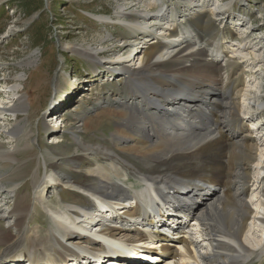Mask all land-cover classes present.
I'll return each mask as SVG.
<instances>
[{"label": "bare ground", "instance_id": "6f19581e", "mask_svg": "<svg viewBox=\"0 0 264 264\" xmlns=\"http://www.w3.org/2000/svg\"><path fill=\"white\" fill-rule=\"evenodd\" d=\"M178 1L188 8L181 21L168 0L143 3L146 10L136 14L122 8L110 20L127 23L130 33L118 39L110 63L103 62V49L70 48L117 74L129 100L114 95L110 108H98L117 125L95 143L83 138L97 124L94 118L77 115L80 125L70 129L77 149L49 146L31 177L32 204L24 206L26 197L17 194L14 206L0 208V223L8 224L0 226V264H252L263 257L264 126L257 114L264 112V90L251 78L242 88L246 80L240 83L237 74L261 66L259 59L264 65V52L226 46L221 34L232 29L220 17L222 3L208 10V0ZM199 28L214 36L205 54ZM135 42L145 49L127 50ZM17 89H11L10 105L0 102V120L8 113L17 120L13 131L3 132L9 143L30 136L18 119L27 103ZM45 127L54 139L62 133L58 126ZM249 127L261 134L252 135ZM19 152V146L0 142V185L11 184L8 194H16L27 177ZM128 174L139 189L126 187ZM50 191L67 206H51ZM172 211L171 225L166 217ZM41 212L49 224L43 241L32 226ZM149 242L155 250L145 257L118 251ZM113 256L117 260L108 258Z\"/></svg>", "mask_w": 264, "mask_h": 264}, {"label": "rangeland", "instance_id": "374dc122", "mask_svg": "<svg viewBox=\"0 0 264 264\" xmlns=\"http://www.w3.org/2000/svg\"><path fill=\"white\" fill-rule=\"evenodd\" d=\"M152 1L0 0V102L4 103L5 106L10 105L13 100L11 89L18 86L17 96L25 97L27 103L26 112L19 113L18 119L30 135L27 139L25 136H20V138L25 137L24 142L22 140L9 143L12 138L3 132L13 131L17 120L12 113L1 117L0 142L8 147L19 146L18 157L27 164V177L19 183L16 194L7 193L10 191L8 186L11 187V184L0 185L3 187L0 192V208L2 210L15 205L17 194L21 198L26 197L24 206L32 204L34 190L31 177L39 168L41 156L46 155L49 146H56V143H59L58 145L71 144L77 149V144L71 137L70 129L80 125L76 120L78 116L94 118L97 123L94 124L93 128L88 129L87 133H84L83 138L86 142L95 143L98 137H103L104 133L110 136L114 132L117 125L116 120L107 114L98 112V108H110L115 96L118 99L126 98L129 100L128 95L120 91L122 87L121 78L117 77V74L110 73L108 69L106 70L104 65L92 64L87 58L78 52H72L71 49H103V56L107 57V59H103V62L109 60L106 63H110L114 59L113 54L117 53L115 49L121 44L119 40L130 33L127 23H119L110 19H115L122 8H129L126 12L132 11L133 13L144 11L146 8L143 3ZM168 1L171 5L176 6L178 20L181 21L188 8L182 1ZM208 1V10L216 7L218 3L225 6L224 9L222 6L219 8L223 11V15L220 17L226 21L240 22L242 17L260 18L258 20L261 24V31L233 35L230 34L232 33L230 30L225 29L220 34L225 38L224 40L228 41L226 46L229 48L231 45L241 44L249 52L252 50L257 53L264 52V0ZM227 4L232 8H227L229 7ZM100 18L108 19V22L104 23L99 20ZM200 30L199 28L198 39L200 44H203L202 52L205 54L207 49L211 48L209 46L212 42L210 36L213 34L210 32L206 34ZM229 31L230 33H228ZM108 35H112V37L109 38ZM139 46L140 44L135 42L127 50L141 51L145 49L141 47L143 45ZM225 55L229 56L230 54ZM236 60L244 67L241 64L244 59L237 58ZM259 60L261 66L254 64L251 68L246 69V73H243L242 70L238 72L237 75L241 77L239 82L243 83V80H246V84L242 85V88L248 87L247 79L251 78L248 81L253 83L252 86L259 84L264 90L263 59ZM122 61L126 62L127 59ZM137 63L135 61L136 65H138ZM18 77L20 81H17ZM88 94H91V97L86 99ZM256 96L259 94L256 93ZM98 98L102 101L99 102ZM238 100L242 101L240 97ZM60 113L63 115L62 120ZM257 117L259 123L264 126V112H259ZM45 125L50 126L51 129L58 126L63 131L61 130L60 136L54 139L55 134L52 135ZM249 128L252 135L261 134L258 131L255 132L252 127ZM27 144H30V147ZM41 168L44 173L43 167ZM131 175L128 174L127 179L125 178L126 187L139 189L140 182ZM50 192L48 200H50L51 206H60L59 208L67 206L66 203L64 204V200L58 197L56 191ZM252 203L259 205L257 198ZM47 222V217L42 212L34 216L32 221V226L39 228L40 235L38 237L42 238V241L45 240L43 238L47 237L44 233L49 227ZM0 226L7 228L8 224L4 222L0 223ZM12 231L17 233L18 229L15 228ZM80 245L82 248L88 247L85 243H80ZM173 248L176 249L175 246ZM252 264H264V254L262 258L256 259Z\"/></svg>", "mask_w": 264, "mask_h": 264}, {"label": "built area", "instance_id": "2783aa9c", "mask_svg": "<svg viewBox=\"0 0 264 264\" xmlns=\"http://www.w3.org/2000/svg\"><path fill=\"white\" fill-rule=\"evenodd\" d=\"M258 19H254L252 21H247V22L243 21L242 31L247 34H251L256 28H258L259 30H255V31H261V28H260L261 24Z\"/></svg>", "mask_w": 264, "mask_h": 264}]
</instances>
